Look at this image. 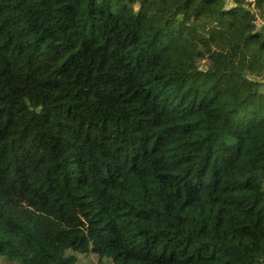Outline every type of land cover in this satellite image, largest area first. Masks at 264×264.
<instances>
[{"label": "trees", "instance_id": "obj_1", "mask_svg": "<svg viewBox=\"0 0 264 264\" xmlns=\"http://www.w3.org/2000/svg\"><path fill=\"white\" fill-rule=\"evenodd\" d=\"M252 20L249 0H0V264H264Z\"/></svg>", "mask_w": 264, "mask_h": 264}, {"label": "built area", "instance_id": "obj_2", "mask_svg": "<svg viewBox=\"0 0 264 264\" xmlns=\"http://www.w3.org/2000/svg\"><path fill=\"white\" fill-rule=\"evenodd\" d=\"M249 1L251 3V8L253 12L252 22L255 24L256 28H262L264 26V17H262L254 7V0H249Z\"/></svg>", "mask_w": 264, "mask_h": 264}, {"label": "rangeland", "instance_id": "obj_3", "mask_svg": "<svg viewBox=\"0 0 264 264\" xmlns=\"http://www.w3.org/2000/svg\"><path fill=\"white\" fill-rule=\"evenodd\" d=\"M264 29V28H263ZM80 264H90L88 261L82 262Z\"/></svg>", "mask_w": 264, "mask_h": 264}]
</instances>
